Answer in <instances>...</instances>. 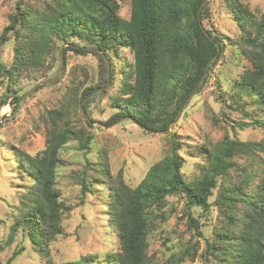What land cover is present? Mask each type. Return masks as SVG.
Returning <instances> with one entry per match:
<instances>
[{"label":"trees","instance_id":"16d2710c","mask_svg":"<svg viewBox=\"0 0 264 264\" xmlns=\"http://www.w3.org/2000/svg\"><path fill=\"white\" fill-rule=\"evenodd\" d=\"M121 2L48 0L42 9H32L17 1L9 14V23L0 33V48L11 38L15 39L12 64L7 68L0 60V77L7 78V87L0 94V107L12 96L9 102L12 111L18 109V91L11 88L14 75L30 66H39L41 59L47 60L53 49L60 55L63 43V54L94 52L108 59L117 47L130 49L133 55L131 80L129 74L121 79L122 96L114 101L115 112L106 123L127 118L151 131L166 132L170 145L166 155L152 163L135 186L124 181L122 170L113 177L107 168L99 170L108 180V221L119 243L116 252L106 254L107 262L148 264L151 258L148 235L154 228L155 211L163 210L168 196L178 195L183 199L181 216L186 219L191 235L188 243L181 245L179 254L163 264L194 259L200 240L204 242L202 255L209 254L216 262L264 264V134L259 140L250 141L230 136L225 131L219 141L201 145L196 149L201 156L197 175L187 180L182 171V143L168 128L200 81L207 63L217 53L209 63L210 71L224 50L223 37L202 23L208 17V0L202 6L200 21L198 9L203 0H128L127 18L119 15ZM226 4L241 32V53H250L253 63V69H246L235 80V87L264 109V13L257 17L240 0H226ZM73 37L78 40L70 41ZM42 65L44 63L39 67ZM102 65L107 72L105 59ZM206 79L207 75L195 90L199 91ZM97 87H85L75 102L80 105ZM232 95V102L239 103V94ZM89 101L84 104L85 109ZM255 113L254 117L249 116V121L237 122L238 128L258 126L264 133V117H257L256 110ZM45 118L44 148L34 156L23 151L18 153L21 168L33 184L21 195L16 219L9 230L11 237L20 228L39 252H44L48 242L62 233L65 206L55 186L61 151L69 140H79L82 147L89 150L95 137L93 132L75 126L62 106L47 110ZM234 132L236 135L235 129ZM242 156L247 161L241 165L237 159ZM102 159L98 165L107 162L105 156ZM233 172H239L237 180ZM78 177L81 194L91 192L92 183L87 176L82 173ZM213 205L217 207L220 222L205 237L199 218L206 216ZM196 207L201 209L199 217H194L192 212ZM33 226L39 235L37 238ZM22 249L13 250L4 264H10ZM85 259L93 262L95 256L87 255Z\"/></svg>","mask_w":264,"mask_h":264},{"label":"rangeland","instance_id":"374dc122","mask_svg":"<svg viewBox=\"0 0 264 264\" xmlns=\"http://www.w3.org/2000/svg\"><path fill=\"white\" fill-rule=\"evenodd\" d=\"M17 1L0 0V33L9 23V14ZM20 1L26 7L42 9L48 0ZM120 1L119 15L127 18L128 0ZM240 1L257 17L264 13V0ZM208 12L203 26L218 31L223 37L224 50L215 66L207 71V79L200 90H195L185 104L183 102L181 112L169 128L182 143V171L187 180L197 175L201 156L197 155L196 149L201 145L219 141L225 131L230 136L250 141L259 140L264 134L258 126L239 129L236 125L237 122L249 121V116L257 115L255 110L259 112L257 117H264V109L257 107L249 95L237 90L234 84L246 69H253L251 54L241 53L240 29L226 0H208ZM70 39L78 40L76 37ZM14 45L15 39L11 38L0 48L2 66L8 68L12 64ZM64 46L63 43L61 49ZM47 56V60L41 59L40 64L44 63L41 67L40 64L30 66L28 70L14 75L11 88L18 91L19 97L27 92L18 101V109L12 111L9 104L12 96L7 104L0 107V117L7 115L0 119V264H4L13 250L20 247L23 249L10 264H61L69 261L110 264L106 254L116 252L119 243L117 233L108 221V180L99 174V170L107 168L112 177L122 170L124 181L135 186L147 168L168 152L169 134L147 131L124 117L111 124L106 123L115 112L114 101L122 96L119 90L121 79L129 74L128 79L131 80L133 55L130 49L117 47L109 54V59L94 52L80 55L67 51L63 54L62 66L61 51L59 55L53 49ZM104 59L108 64L107 72L102 65ZM110 68L113 70V80L110 78ZM50 79L55 80L38 84ZM90 85L98 86L100 90L84 101L85 96L81 107V103L79 105L74 99L79 98L81 91ZM6 87L7 78L0 77V94ZM235 92L241 98L239 103L232 102ZM88 101L85 109L84 104ZM61 106L75 126L93 132L95 137L89 150L82 147L81 141L69 140L61 151L55 186L65 206L61 219L62 233L48 242L45 254V251L39 252L35 248L32 240L20 228L11 237L9 230L16 219L21 195L33 184V180L21 168L18 153L23 151L34 156L44 148L47 130V120L43 119L45 112ZM103 156L107 162L98 165L103 161ZM237 161L242 165L247 159L242 156ZM82 173L92 183V191L85 195L81 194L78 177ZM238 173L233 172L234 179L238 178ZM182 205V198L171 195L166 198L163 210L155 211L156 216L152 220L154 228L148 235V255L151 257L148 264H163L169 257L179 254L181 245L188 243L191 231L185 223L186 219L181 216ZM192 212L194 217L201 215L198 207L193 208ZM199 219L203 223L201 230L207 237L220 222L217 207L211 206L209 213ZM34 231L37 238L39 235ZM198 242L200 246L198 250L196 248L194 259L187 258L180 264H222L211 259L209 254L202 255L204 242ZM87 255L95 256V261H87Z\"/></svg>","mask_w":264,"mask_h":264},{"label":"water","instance_id":"95a60500","mask_svg":"<svg viewBox=\"0 0 264 264\" xmlns=\"http://www.w3.org/2000/svg\"><path fill=\"white\" fill-rule=\"evenodd\" d=\"M206 0H203V2H202V4L200 5V7H199V9H198V20L200 21V12H201V9H202V6H203V4H204V2H205ZM216 55H217V53L210 59V61L207 63V65H206V67H205V70H204V73H203V75H202V77H201V79H200V81H198V83H197V85H196V87L199 85V83L201 82V80L204 78V76L206 75V73H207V71H208V66H209V63L216 57ZM63 61H64V56H63V47H62V49H61V66H62V64H63ZM53 80H55V79H50V80H43V81H41V82H39L38 84H47V83H50L51 81H53ZM38 84H36V85H34L31 89H33L35 86H37ZM196 87L194 88V90L192 91V93L189 95V97L194 93V91H195V89H196ZM98 90H100V88H97V89H95L94 91H92L89 95H87L86 96V98L84 99V101L91 95V94H94L96 91H98ZM29 92V91H28ZM25 94H27V92L25 93ZM25 94H23L22 96H20L19 97V99H18V101L23 97V96H25ZM188 97V98H189ZM188 98L184 101V104H185V102L188 100ZM83 105V102L81 103V106ZM84 111V110H83ZM181 112V109H180V111H179V113ZM178 113V114H179ZM5 117H7V115H1V117H0V119L2 120V119H4ZM174 122V121H173ZM172 122V123H173ZM171 123V124H172ZM137 125H139L138 123H136ZM171 124H169V126H168V128H170V125ZM142 127V126H141ZM143 129H145V130H147V131H151V130H149L148 128H145V127H142ZM155 132H161V131H155Z\"/></svg>","mask_w":264,"mask_h":264}]
</instances>
